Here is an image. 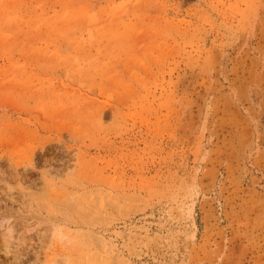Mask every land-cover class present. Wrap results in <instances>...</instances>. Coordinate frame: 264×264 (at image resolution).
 <instances>
[{"label":"rangeland","instance_id":"obj_1","mask_svg":"<svg viewBox=\"0 0 264 264\" xmlns=\"http://www.w3.org/2000/svg\"><path fill=\"white\" fill-rule=\"evenodd\" d=\"M253 85L264 0H0V264H264Z\"/></svg>","mask_w":264,"mask_h":264},{"label":"bare ground","instance_id":"obj_2","mask_svg":"<svg viewBox=\"0 0 264 264\" xmlns=\"http://www.w3.org/2000/svg\"><path fill=\"white\" fill-rule=\"evenodd\" d=\"M229 62H230V58L227 55V53L223 54L222 55V65H221V72L220 73L222 74V76L225 79H228V76H229V73H230V68H229V64L230 63ZM250 93H251L253 102L256 103V104H260V102L264 98L263 89L260 86H258V85H253V86L250 87ZM33 164L34 163L32 161L31 162V167H33ZM48 184H49L50 187H53V186L55 187L56 186V189H58V190L61 189V191L63 190V188L57 186V183L51 184V182H50ZM68 195H69V197L67 199L69 201H72V202L76 201L78 204H81L83 206H85V205L94 206L95 204H98L100 202L99 197H97L96 199L94 198L93 200H92V198H90V195H91L90 191H80V189L79 190L73 189L70 194H67V196ZM78 204L77 205L75 204V206H78ZM63 223L65 224V222H63ZM63 223L62 224L59 223L58 225H56V226H54L52 228V234L51 235L52 236H56V238H55L56 240L53 242L54 246L56 245L58 247L59 245L70 244L71 242H74L75 238L77 239V237L81 238V239L83 237H87L88 239H91L92 241H95L97 244H99V246L101 248H103L107 252H109L112 255V258H111L112 262H113V258H115V260L117 262H119V264H132L130 262V260L127 259L123 255V253H121V250L117 247V245L113 241H111V239H107L104 235H99V234L96 235V234H94L95 233L94 230L90 229V227H87L88 225L84 226V224H82L81 228H79V229L77 228L78 230L76 229L77 235L74 236L72 234V231L69 228H67V226L64 225ZM75 226H77V225H75ZM68 227H70V226H68ZM41 236H43L42 238L45 241L49 242V241L52 240V236L49 237L47 235L46 231L43 232L41 234ZM145 240L146 241H150L151 239L149 238V236H145ZM5 244L7 246H9V244H7V243H5ZM5 248H6V246H5ZM95 255L97 257L98 254H95ZM67 260L66 259L65 260L62 259L61 262L55 261L52 264H66ZM109 262L110 261H106L105 260V264H108Z\"/></svg>","mask_w":264,"mask_h":264}]
</instances>
